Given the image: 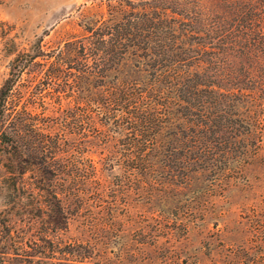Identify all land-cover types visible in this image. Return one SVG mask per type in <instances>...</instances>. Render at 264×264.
Returning a JSON list of instances; mask_svg holds the SVG:
<instances>
[{
	"label": "rangeland",
	"instance_id": "374dc122",
	"mask_svg": "<svg viewBox=\"0 0 264 264\" xmlns=\"http://www.w3.org/2000/svg\"><path fill=\"white\" fill-rule=\"evenodd\" d=\"M160 18L213 92L151 134L107 104L147 82L144 20ZM16 65L9 100L95 172L84 160L60 190L65 153L56 177L33 156L14 197L4 166L19 158L0 153V264H264V0H0V87Z\"/></svg>",
	"mask_w": 264,
	"mask_h": 264
},
{
	"label": "trees",
	"instance_id": "16d2710c",
	"mask_svg": "<svg viewBox=\"0 0 264 264\" xmlns=\"http://www.w3.org/2000/svg\"><path fill=\"white\" fill-rule=\"evenodd\" d=\"M147 21L148 19L144 20V45L141 50L143 51L142 58L147 59L146 68L143 70L147 73L148 80L143 86L131 81L111 87L110 90L114 94L108 98L107 106L117 100L120 104L115 105L116 109L128 112L132 118H130V124L134 126H139L137 114H141L143 119L140 120V123L144 124V130L147 132L150 130L152 134L154 128L168 122L174 105L189 103L186 98L188 93L208 92L210 94L213 89L209 88L210 86L206 82L198 80L195 83L192 82L195 73L189 71L190 64L188 63L187 49H184L185 42L181 39V33L169 23L170 21L160 18L157 21V27L148 26ZM172 22L175 21L172 20ZM152 28L158 32H153ZM100 41L103 43L106 40L101 37ZM150 43H154L155 46ZM94 51L99 53L97 49ZM30 58L33 59L34 56ZM21 68L22 66L16 65L11 76L0 87V153L4 157L9 158L13 155L19 158L16 164L13 162L5 164L7 172L5 179L11 186L14 197H18L17 192L28 188L25 173L33 171L31 168L35 159L33 156L37 159L40 157L41 163L47 167L46 173L56 177L59 172L53 164L55 160L59 159L57 153L60 152L65 153V156H60V190L74 191L77 185L75 181L82 172V168L78 165L84 160L88 161L91 173L95 172V166L90 163V159H84L82 156L83 146L74 145L75 148L69 152L68 141L64 138V134H60V137H52L49 133L44 132L37 115L28 111L25 103L22 104V96L19 93L14 99L9 100L12 98L13 86ZM141 101L144 102L141 103ZM19 103L21 106L18 108ZM200 107L202 108V106ZM107 113L111 118L112 115ZM150 113L151 117H148ZM79 122L81 125V120ZM147 147L152 148L151 145ZM65 176L70 177L71 183L65 184ZM52 179H43L42 177L40 182L43 183L44 180H47L45 185L49 194L56 197L55 193L50 192L54 185ZM71 184L73 185L71 186ZM43 186L44 184L41 187ZM41 189H45V187ZM18 200L19 198H17ZM17 201L15 200V203L19 204ZM63 218L66 223L67 216L63 215Z\"/></svg>",
	"mask_w": 264,
	"mask_h": 264
}]
</instances>
